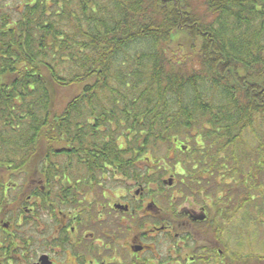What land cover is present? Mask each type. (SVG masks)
I'll return each mask as SVG.
<instances>
[{"label": "trees", "instance_id": "obj_1", "mask_svg": "<svg viewBox=\"0 0 264 264\" xmlns=\"http://www.w3.org/2000/svg\"><path fill=\"white\" fill-rule=\"evenodd\" d=\"M261 117L264 0H0V163L14 183L76 161L161 189L183 147L194 186L229 149L238 164Z\"/></svg>", "mask_w": 264, "mask_h": 264}, {"label": "flooded vegetation", "instance_id": "obj_2", "mask_svg": "<svg viewBox=\"0 0 264 264\" xmlns=\"http://www.w3.org/2000/svg\"><path fill=\"white\" fill-rule=\"evenodd\" d=\"M52 165L66 172L25 173L14 183L10 161L0 163V264H247L225 239L240 204L222 217L223 196L201 182L202 193L184 186L188 173L179 186L175 173L156 189L121 171L92 178L86 164Z\"/></svg>", "mask_w": 264, "mask_h": 264}, {"label": "rangeland", "instance_id": "obj_3", "mask_svg": "<svg viewBox=\"0 0 264 264\" xmlns=\"http://www.w3.org/2000/svg\"><path fill=\"white\" fill-rule=\"evenodd\" d=\"M244 142L246 145H238L239 147L236 149L238 164L231 161L234 157L232 150L229 149L228 156H225L230 158L228 163L223 168H215L211 180L207 174L205 175V172L201 171L205 176L200 181L199 186L209 187L208 193L223 196L220 200L221 207H223L220 209L222 217L225 215V211H232L240 199L247 200L240 213L235 215L234 229L228 228L226 230L225 239L230 242L231 251H235L233 252L236 257L240 255H245L246 258L247 256L264 257V117L259 118L254 128L247 132ZM244 151L247 153L246 155L242 154ZM170 157L171 164L166 170L171 175L175 172L186 174L185 166H188L187 163L183 167L185 172L181 169L175 170L172 165L177 162H187V155L177 151L176 154L172 153ZM183 178L185 177L177 176L178 186L182 180H185ZM187 185L191 186L195 192L202 193L199 187L192 186L189 181L184 186ZM191 187L187 189L188 192L191 191ZM241 194L244 197H238ZM228 199H231L232 202L229 203Z\"/></svg>", "mask_w": 264, "mask_h": 264}, {"label": "water", "instance_id": "obj_4", "mask_svg": "<svg viewBox=\"0 0 264 264\" xmlns=\"http://www.w3.org/2000/svg\"><path fill=\"white\" fill-rule=\"evenodd\" d=\"M170 183L172 184V181Z\"/></svg>", "mask_w": 264, "mask_h": 264}]
</instances>
